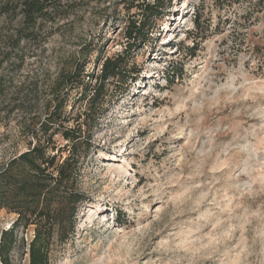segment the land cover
Segmentation results:
<instances>
[{
  "label": "rangeland",
  "instance_id": "1",
  "mask_svg": "<svg viewBox=\"0 0 264 264\" xmlns=\"http://www.w3.org/2000/svg\"><path fill=\"white\" fill-rule=\"evenodd\" d=\"M129 1L50 0L17 51L22 19L0 13V160L26 150L62 99V128L78 132L88 100L69 86L79 74L94 87L104 58L125 50L141 19ZM5 52L18 59L1 66ZM129 57L134 74L109 84L88 133L86 201L50 264H264V0H167ZM16 218L0 211V240Z\"/></svg>",
  "mask_w": 264,
  "mask_h": 264
},
{
  "label": "trees",
  "instance_id": "2",
  "mask_svg": "<svg viewBox=\"0 0 264 264\" xmlns=\"http://www.w3.org/2000/svg\"><path fill=\"white\" fill-rule=\"evenodd\" d=\"M49 1L0 0V13L17 14V17L22 19L15 44L12 46L13 51L19 50L22 42L32 40L40 27L38 21L48 14ZM166 1H129L131 7L140 11L141 19L133 20L127 26L125 50L104 58L101 74L96 78L94 87L85 84L79 74L74 75L68 93L83 86L81 98L88 100V109L85 111L87 116L83 124H79L78 132L62 128L63 102L67 101L62 99L46 122L40 126L39 132L34 133L26 150L0 160V211L6 210L17 216L11 228L3 231L1 235L2 264H14L13 254L16 248L22 245L27 249L24 252L28 255L27 264H50L55 234L59 235V241L62 243L73 233L79 208L86 201V195L79 189L78 181L81 161L87 157L91 147L88 133L97 119L103 116L109 84H125L134 74L129 70V55L139 42L145 43L149 39L153 25L160 18ZM196 26L201 30L199 18L196 20ZM13 54L5 52L1 66L11 61ZM3 79L0 77V99L8 92ZM83 127H86L85 132H82ZM56 134L62 135L67 142L65 146L56 145ZM30 230L34 231V235L29 242L19 238L20 231Z\"/></svg>",
  "mask_w": 264,
  "mask_h": 264
}]
</instances>
